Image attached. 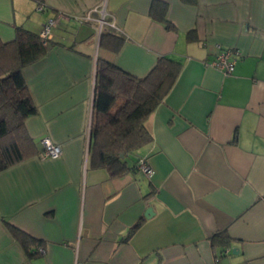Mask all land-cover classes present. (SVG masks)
<instances>
[{"label":"crops","instance_id":"obj_1","mask_svg":"<svg viewBox=\"0 0 264 264\" xmlns=\"http://www.w3.org/2000/svg\"><path fill=\"white\" fill-rule=\"evenodd\" d=\"M153 2L166 5L163 21ZM43 6L0 0L3 42L17 26L59 27L23 70L37 107L25 128L39 154L0 171V264H264V0ZM102 31L123 38L117 51L100 46ZM217 45L240 52L230 75L208 65ZM161 56L181 69L146 119L151 141L128 159L145 158L154 174L111 178L88 156L97 61L141 78ZM43 138L58 158L40 156ZM11 227L43 253L29 256ZM216 232L229 236L224 250L211 245Z\"/></svg>","mask_w":264,"mask_h":264},{"label":"trees","instance_id":"obj_2","mask_svg":"<svg viewBox=\"0 0 264 264\" xmlns=\"http://www.w3.org/2000/svg\"><path fill=\"white\" fill-rule=\"evenodd\" d=\"M33 1L36 6L44 2ZM156 3L153 2L151 16L163 21L166 5ZM166 28L172 29L167 23ZM187 38H192L191 32ZM122 40L121 36L104 31L99 37L100 46L114 52ZM47 52L48 47L42 44L38 34L22 26L15 28L12 40H0V171L39 154L37 143L25 128L26 119L36 114L37 107L23 70L41 60ZM180 69L179 61L161 56L145 76L137 78L115 64L97 61L88 148L91 166L105 169L111 178L138 171V157L131 165L128 159L151 141L146 119L164 100ZM11 231L29 256L41 255L43 248L39 242L15 228L11 227ZM210 241L213 247L223 250L230 244L224 232L214 233Z\"/></svg>","mask_w":264,"mask_h":264},{"label":"built area","instance_id":"obj_3","mask_svg":"<svg viewBox=\"0 0 264 264\" xmlns=\"http://www.w3.org/2000/svg\"><path fill=\"white\" fill-rule=\"evenodd\" d=\"M37 11H43L44 6L38 4L36 6ZM57 18V17H56ZM57 19H49L44 24L42 30L39 32L38 37L44 46L49 45L51 39L50 27L56 23ZM240 57V52L233 48L216 46L215 54L212 59L208 62V65L220 71L223 75H230L235 69V65ZM42 151L40 156L43 158L56 159L60 156L61 150L60 147L53 144L49 138L41 139ZM137 169L141 172L146 178L153 176L154 171L147 164V161L143 157H138L137 160ZM43 249H40V252L43 253Z\"/></svg>","mask_w":264,"mask_h":264},{"label":"rangeland","instance_id":"obj_4","mask_svg":"<svg viewBox=\"0 0 264 264\" xmlns=\"http://www.w3.org/2000/svg\"><path fill=\"white\" fill-rule=\"evenodd\" d=\"M78 26V25H77ZM55 28H59L58 26H57V23H55L53 26H51L50 27V31L52 32V29H55ZM42 30V29H41ZM40 144H41V141H40ZM41 146H42V144H41ZM128 163L130 164L131 162L128 160Z\"/></svg>","mask_w":264,"mask_h":264},{"label":"water","instance_id":"obj_5","mask_svg":"<svg viewBox=\"0 0 264 264\" xmlns=\"http://www.w3.org/2000/svg\"><path fill=\"white\" fill-rule=\"evenodd\" d=\"M121 156H122V154H121ZM149 213H151V208L148 207V208L146 209V211H145V215H144V216H145V217H148Z\"/></svg>","mask_w":264,"mask_h":264}]
</instances>
